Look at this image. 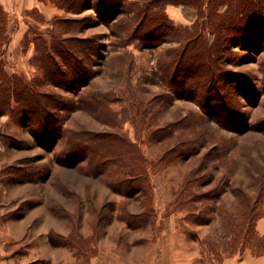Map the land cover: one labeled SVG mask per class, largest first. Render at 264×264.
Segmentation results:
<instances>
[{
    "label": "rangeland",
    "instance_id": "374dc122",
    "mask_svg": "<svg viewBox=\"0 0 264 264\" xmlns=\"http://www.w3.org/2000/svg\"><path fill=\"white\" fill-rule=\"evenodd\" d=\"M44 1L46 16L31 10L8 19L6 13L11 27L1 39L5 74L25 80L29 93L47 107L38 121L26 118L29 111L14 101L0 113L4 257L14 264H147L160 249L168 253L165 264H264V254L248 247L229 252L230 236L218 211L237 210L243 197L232 190L250 197L262 192L264 201V29L252 45L222 43L215 54L218 82L207 89L208 98L186 90L177 95L167 87L163 67L186 36L176 31L144 44L127 31L134 23L125 11L107 20L97 14L95 0L89 6L79 0ZM126 1L140 5L146 0ZM163 12L176 30L189 29L195 19L193 9L167 5ZM53 21L62 39L73 40L69 48L80 45L78 41L92 42L87 64L76 67L89 75L83 85L70 78L74 67L58 58L55 70L40 61L41 43L55 30ZM205 35L209 43L214 40L207 31ZM166 126L171 130L165 139L153 138L160 132L150 136ZM84 134L103 137L90 143L93 154H80L70 145L75 135ZM181 141L183 159L149 171L152 188L145 195L151 193L152 199L145 203L141 195L115 193L109 174L92 171L84 158L104 153L124 162L134 156V165L140 166L139 158L154 161ZM194 169L200 177L198 190L213 191L214 198L202 199L210 208L203 216L209 217L206 224L195 223L184 209L170 211L173 192ZM145 209L154 216L128 226V215ZM255 231L264 235V217L256 221Z\"/></svg>",
    "mask_w": 264,
    "mask_h": 264
},
{
    "label": "trees",
    "instance_id": "16d2710c",
    "mask_svg": "<svg viewBox=\"0 0 264 264\" xmlns=\"http://www.w3.org/2000/svg\"><path fill=\"white\" fill-rule=\"evenodd\" d=\"M65 0H59L64 2ZM97 14L105 19L112 20L120 12H127L130 21L134 23L132 29L127 27V31L137 40L144 44L147 42H158L163 37H169L178 31L181 35L186 36L185 42L180 48H176L172 54V59L169 60L163 67L164 78L167 87L171 91H175L177 95L181 94L182 90L188 91V95L194 96L201 92L206 96L208 91L213 89L217 80L214 77L215 71H219L218 62L216 59L217 51L222 48V43L225 41L228 44H236L242 46L252 45L253 38L258 32L264 29V0H146L144 3L137 5L134 2L126 0H95ZM79 3H84L89 6L90 0H79ZM167 5L182 7L184 10H195V19L189 29H175L173 24L164 14L163 9ZM151 8L160 10L155 12ZM224 8L223 11H219ZM104 18V17H103ZM7 17L6 13L0 10V113L8 110L11 103L14 101L18 107H24L29 112L25 111L26 118L35 117V121L41 120L47 107L46 103L29 93V84L18 76H8L5 74L2 66V46L5 41L1 42L2 37L5 38L7 33ZM56 21H53L52 28L48 33L49 40L41 43L40 61L44 62L45 66H51L52 69L57 68L56 58L61 60L65 66L74 67L70 74V78L75 82L82 83L87 81L89 75L87 71L81 69L80 66L86 65L88 60V52L92 48V42L89 40L78 41L80 45L70 47V42L67 38H61V29L56 27ZM151 24L154 27H150ZM145 26L143 34L140 29ZM258 29L259 27H261ZM205 31L214 39L209 43ZM3 38V39H4ZM219 40V42H217ZM252 41V43H251ZM194 49H192V44ZM48 67V69H50ZM55 70V69H54ZM71 70V69H70ZM83 75V76H82ZM82 80H81V79ZM80 79V80H79ZM196 96V95H195ZM208 98V96H206ZM53 107V106H52ZM34 115V116H33ZM54 127V125H50ZM171 127L166 126L162 129L150 131V136L160 135L155 138L156 141L165 139L170 134ZM84 137L75 135L72 139L71 147L73 151L83 153L89 151L91 154L94 149L89 146L90 143H96V139L102 137H94L84 134ZM98 136V135H97ZM109 136V134L107 135ZM105 135V137H107ZM103 138V137H102ZM100 140V138H99ZM188 142V141H186ZM181 145V146H179ZM185 144L181 141L167 149L154 161L148 158H139L140 166L134 165V156L127 161H121V157L106 158L104 153L99 157H86L91 164L92 171L96 173L109 174L110 181L108 183L110 189L122 196L133 197L141 195V203L151 200V193H148V198L145 193L151 191L152 184L148 182L147 176L150 170H154L158 165L164 162H171L175 159H183V148ZM83 155V154H82ZM72 157V156H71ZM137 158V157H136ZM113 160V161H112ZM196 169L188 172L182 179V183L178 191L173 192V202L171 212L175 210H185L186 216L191 218L197 224L208 223L209 217L206 216V211L210 208L202 199H212L213 191L201 192L198 189L200 177ZM197 190V191H196ZM261 191L264 192V183L261 184ZM241 191L232 190V194L242 196L237 210L231 209L218 210L223 218V225L227 230L230 240L226 243V247L230 248L229 252L233 253L235 249L245 250L246 247L251 249L256 255L264 254V235H258L255 231L256 221L264 217V201H261V193L255 197H250ZM147 199H146V198ZM201 202V207L197 205ZM223 211V213H221ZM154 216L150 210L143 211L138 215H128L126 222L128 226H138L145 223Z\"/></svg>",
    "mask_w": 264,
    "mask_h": 264
},
{
    "label": "crops",
    "instance_id": "0c3cea01",
    "mask_svg": "<svg viewBox=\"0 0 264 264\" xmlns=\"http://www.w3.org/2000/svg\"><path fill=\"white\" fill-rule=\"evenodd\" d=\"M0 10L7 13L8 19L10 18L9 15H12V14L23 15L27 13V11H31V10H37L39 13L46 16L47 3L44 0H0ZM10 27H11L10 21H8L7 30H10ZM19 30L22 31L24 30V28H22V26L19 25ZM3 252L4 251L1 250L0 248V264H14L12 259L10 258L6 259L4 257ZM158 253H159V256L158 257L155 256L154 259H152V261H148L147 264H165V258L168 253L166 252L167 253L166 254L164 251H160V249L158 250ZM163 254L165 255L164 257H162ZM50 264H54V263L52 262Z\"/></svg>",
    "mask_w": 264,
    "mask_h": 264
}]
</instances>
